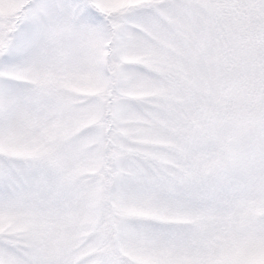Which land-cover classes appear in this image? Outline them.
<instances>
[{"label":"snow or ice","instance_id":"1","mask_svg":"<svg viewBox=\"0 0 264 264\" xmlns=\"http://www.w3.org/2000/svg\"><path fill=\"white\" fill-rule=\"evenodd\" d=\"M0 264H264V0H0Z\"/></svg>","mask_w":264,"mask_h":264}]
</instances>
